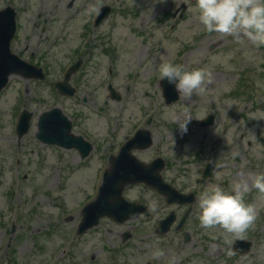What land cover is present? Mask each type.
Segmentation results:
<instances>
[{
  "label": "rangeland",
  "instance_id": "rangeland-1",
  "mask_svg": "<svg viewBox=\"0 0 264 264\" xmlns=\"http://www.w3.org/2000/svg\"><path fill=\"white\" fill-rule=\"evenodd\" d=\"M103 5L111 13L93 28ZM194 5L195 0H0V10H16L12 52L45 73L41 82L12 76L0 93V264H84L89 235L72 242L80 210L93 199L109 156L140 128L151 131L153 144L133 154L144 163L164 159L161 174L168 183L190 187L208 162L214 165L209 182L225 190L247 181L244 199L256 217L242 237L252 241L251 251L235 254L229 241L235 236L218 226L205 234L221 248L217 264H264V194L249 179L264 173V46L208 33ZM77 58L83 64L71 80L76 95L62 97L53 83ZM166 61L209 72L205 91L180 94L174 106H165L157 66ZM108 83L121 101L109 98ZM53 107L71 121L74 135L92 145L87 158L35 138L38 116ZM23 109L33 116L17 142L15 125ZM208 115L214 116L213 125L201 128ZM173 116L191 118L187 133L178 131ZM156 196L152 224L169 212ZM125 228L103 220L89 233ZM175 250L165 262L178 261ZM147 261L155 260L149 254L139 260Z\"/></svg>",
  "mask_w": 264,
  "mask_h": 264
},
{
  "label": "water",
  "instance_id": "water-1",
  "mask_svg": "<svg viewBox=\"0 0 264 264\" xmlns=\"http://www.w3.org/2000/svg\"><path fill=\"white\" fill-rule=\"evenodd\" d=\"M108 10L102 8L101 12L96 20L98 24L102 19L106 17ZM14 11L7 8L0 11V91L6 85L8 77L11 74H17L28 79H43L44 76L40 69H36L27 63L19 60L16 56L12 55L9 50L10 40L13 37L15 31L14 23ZM78 64L69 69L64 77L63 82L55 84L58 92L65 96H72L74 89H72L68 82L71 75L77 70ZM171 88H163V95L167 102L175 101L177 94L175 90ZM112 98L118 100L113 92H111ZM31 114L27 111H23L19 117L17 123V134L21 138L28 130ZM71 124L65 116L62 115L59 109H53L48 113H45L39 117L38 133L36 137L44 144L57 145L66 149H77L82 158H85L90 150L91 145L86 143L82 137H74L70 134ZM151 144V138L149 132H138L134 138L127 142L120 150L119 154L115 158H110V168L103 174V183L99 188V194L96 199L84 207L82 210V221L79 224L77 233H84L89 228L97 225L98 219L102 216H108L118 222H122L127 218H132L135 215L133 206L124 203L119 196L122 187L120 186L128 182H144L148 185H152L159 192L168 196V202H175V200L181 201V197L176 195L172 197L171 193H175L174 190L166 186L160 175L159 171L163 168L164 163L162 160L157 159L150 165L144 166L139 163L131 154L133 149H145ZM119 189L117 196L118 203H107L106 197L114 190ZM138 207H136V214ZM172 222L171 218H166L160 222V232L165 233ZM241 244V243H238ZM249 244H247L248 246Z\"/></svg>",
  "mask_w": 264,
  "mask_h": 264
},
{
  "label": "clouds",
  "instance_id": "clouds-1",
  "mask_svg": "<svg viewBox=\"0 0 264 264\" xmlns=\"http://www.w3.org/2000/svg\"><path fill=\"white\" fill-rule=\"evenodd\" d=\"M199 24L208 33H219L236 41H248L255 47L264 46V0H195ZM161 79L185 97L205 91L210 73L203 68L186 70L171 61L157 66ZM178 131L185 134L191 118L173 116ZM251 187L264 194V173L249 174ZM247 181L233 183L231 190L218 184L200 193L198 219L203 228L220 227L226 235L242 237L256 217L252 204L245 202Z\"/></svg>",
  "mask_w": 264,
  "mask_h": 264
},
{
  "label": "flooded vegetation",
  "instance_id": "flooded-vegetation-1",
  "mask_svg": "<svg viewBox=\"0 0 264 264\" xmlns=\"http://www.w3.org/2000/svg\"><path fill=\"white\" fill-rule=\"evenodd\" d=\"M199 40L196 39V44ZM169 183L180 193L191 194L194 198L190 213L181 229L178 230L176 227L187 211L188 206H168L163 198L158 197L159 202L163 203L168 211L175 213L177 222L169 233H155L156 223L152 224V220L155 204L158 203L156 193L150 188L140 185L138 187L139 192L136 194V184L128 185L123 190V198L130 203L144 205L149 215L147 217L139 216L137 219L122 224L104 219L110 221L113 226H124L126 228L116 231L105 230L104 233H86V236L89 235L86 243L88 254L82 258L84 264H140V258L146 257L148 254L155 261H147L144 264H172L171 261H165L170 249L174 247H176L175 253L177 256L175 258H178V261L174 264H188V261L192 262L194 260L204 261L206 264H217L220 260L221 248L216 238L211 239L205 234L209 233V229L203 228L198 219L200 193L213 185L214 182H194L190 187L187 186L188 182ZM139 224L140 227L146 226V229L140 230ZM220 236L221 234L219 235L221 245ZM223 240L228 242V237H223ZM73 242L76 243L77 239H73ZM188 244L193 246L184 249ZM181 253L184 254V258L179 257Z\"/></svg>",
  "mask_w": 264,
  "mask_h": 264
}]
</instances>
